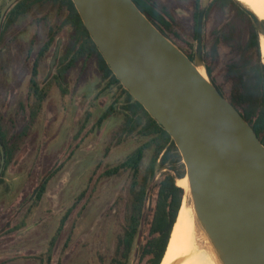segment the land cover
<instances>
[{
	"label": "rangeland",
	"instance_id": "374dc122",
	"mask_svg": "<svg viewBox=\"0 0 264 264\" xmlns=\"http://www.w3.org/2000/svg\"><path fill=\"white\" fill-rule=\"evenodd\" d=\"M8 1L0 0V11ZM158 1L182 27L176 29L180 37L168 33L169 40L195 61L190 6L171 0ZM211 1L201 0L206 7ZM232 16L224 8L211 27L221 28ZM56 25L55 12L50 8L33 9L5 34L0 45V113L7 125L9 143L18 146L5 174L6 185L0 187V192H9L0 196L1 206L17 193L20 196L0 213V264H48L50 254L49 264H99V256L107 261L114 252L115 237L130 198L129 174L112 178L102 174L123 161L139 143L135 138H118L121 115L115 114L101 128L95 127L97 119L116 99L119 103L114 109L123 104L119 87L100 81L95 60L79 63L64 76V81L57 82L55 78L60 56L73 36L69 30L56 37L38 65L37 81L47 98L31 120V108L37 109L28 95L33 65L46 42L49 27ZM243 34L247 40L246 29ZM259 37L258 34V40ZM58 41L59 55L50 72ZM246 59L245 80L253 93L250 72L259 64L264 65L253 49ZM21 132L27 136L18 141ZM147 161L148 157L143 168ZM51 173L54 175L45 186L41 200L31 202L30 196ZM154 181L147 191L146 215L153 208L156 196ZM67 212L68 218L51 247L60 220ZM148 226L144 219L142 242L147 239ZM130 264H138L137 246Z\"/></svg>",
	"mask_w": 264,
	"mask_h": 264
},
{
	"label": "water",
	"instance_id": "95a60500",
	"mask_svg": "<svg viewBox=\"0 0 264 264\" xmlns=\"http://www.w3.org/2000/svg\"><path fill=\"white\" fill-rule=\"evenodd\" d=\"M18 1L3 7L0 30ZM70 1L112 74L175 144L196 220L220 264H264V144L209 80L202 60L206 6L197 19L194 63L132 0ZM246 13L264 36V23ZM59 50L60 41L50 72Z\"/></svg>",
	"mask_w": 264,
	"mask_h": 264
},
{
	"label": "trees",
	"instance_id": "16d2710c",
	"mask_svg": "<svg viewBox=\"0 0 264 264\" xmlns=\"http://www.w3.org/2000/svg\"><path fill=\"white\" fill-rule=\"evenodd\" d=\"M132 1L168 39H170L168 33L180 37L176 29L182 30V27L175 22L161 2L158 0ZM171 1L190 6V30L193 38L192 42L196 44L197 19L202 8L201 0ZM45 7L55 12L58 25L49 27L46 42L41 47L38 58L33 65L28 95L33 99L34 104L36 103L37 109L31 108V120L35 118L37 112H40L41 106L47 98L46 92L40 88L37 81L36 71L38 65L53 47L56 37L62 31L69 30L73 36H71L70 45L60 56L55 76L57 82L64 81V76L75 69L79 63L86 64L91 60H95L100 74V81H107V86H118L123 97L121 107L118 110L114 109L119 103V100L116 99L97 119L95 127L101 128L115 114L121 115L123 116V122L117 133L118 138L125 140L135 138L139 143V146L123 161L102 174V177L105 178L121 177L123 174H129L130 198L126 203L120 232L115 237L114 252L107 261L99 256V264H130L136 246L138 247V264H161L185 196L184 190L176 185L177 180L185 178L181 156L169 134L129 95L112 74L70 0L18 1L3 19L0 30V45L5 34L16 26L21 18L33 9ZM224 8L232 13V18H229L227 23L219 29L211 27V23L213 26L215 25L219 13H222ZM244 29H246L247 40L243 34ZM258 41L257 30L247 15L246 8L239 2L235 0H212L206 7L203 20L202 60L209 80L223 98L250 125L259 141L264 144V66L259 64L250 72V83L253 85L251 91L253 93L249 92L245 80V73H247L245 64L250 49L255 51L258 59L260 58ZM186 56L191 61L194 60L192 55ZM217 69H220L221 72H216ZM2 127L6 129L7 125L0 113V129ZM24 135L25 132L21 139ZM7 138V134L1 136L0 144L5 150L7 161H11L14 151L6 147L13 143H9ZM147 157V165L143 168ZM158 172L159 175L157 176ZM53 175L54 173H51L45 178L42 183V193H44L45 186ZM153 181L156 196L153 208H150L149 213L146 215L144 209L147 191ZM68 215L67 212L60 220L51 247L56 237L61 233ZM144 219H147L149 226L146 230L147 239L142 242L140 238L143 234Z\"/></svg>",
	"mask_w": 264,
	"mask_h": 264
},
{
	"label": "bare ground",
	"instance_id": "6f19581e",
	"mask_svg": "<svg viewBox=\"0 0 264 264\" xmlns=\"http://www.w3.org/2000/svg\"><path fill=\"white\" fill-rule=\"evenodd\" d=\"M252 12L259 20L264 21V0H235ZM259 53L264 65V36L259 37ZM198 72L206 78L205 70ZM179 179V178H178ZM185 194L177 219L172 228L168 245L161 264H220L210 242L198 225L191 201L187 178L176 181Z\"/></svg>",
	"mask_w": 264,
	"mask_h": 264
},
{
	"label": "flooded vegetation",
	"instance_id": "af4514ba",
	"mask_svg": "<svg viewBox=\"0 0 264 264\" xmlns=\"http://www.w3.org/2000/svg\"><path fill=\"white\" fill-rule=\"evenodd\" d=\"M26 131V130H25ZM27 132V131H26ZM23 133L24 132H21L17 137H18V141H20V139H21V136L23 135ZM4 134H7L8 135V131H7V129H5L4 127H2L1 129H0V139H1V136H4ZM27 136V134H25L24 136H23V138L24 137H26ZM1 141V140H0ZM7 141H8V138H7ZM7 149H11L12 151H14V155H13V158L11 159V161H7V159H6V157H5V150H4V148H3V146H2V150H3V156L1 155V152H0V168H1V173H0V187L1 186H4V185H6V183H5V174H6V172H7V169L10 167V165L13 163V161H14V159H15V156H16V153H17V151H18V146H16V144H12V145H7V147H6ZM2 159H3V165H1V162H2ZM47 176H49V175H47ZM46 176V177H47ZM45 177V178H46ZM45 178L42 180V183L44 182V180H45ZM5 187V186H4ZM9 194V192H0V196H7ZM40 194V196H38ZM42 195H43V193H42V184L39 186V188H38V190H35V192H34V195H32V196H30V198H29V200L31 201V202H35V203H37V202H39L40 200H41V198H42ZM20 199V196H19V193H17L16 195H15V197L13 198V199H11L10 201L9 200H7V202L6 203H4V205L3 206H1V203H0V213L3 211V209L5 208V206L6 205H9V204H11V203H14V202H17L18 200ZM52 243V242H51ZM50 259H51V254L50 255H48V258H47V263L49 264V262H50Z\"/></svg>",
	"mask_w": 264,
	"mask_h": 264
}]
</instances>
